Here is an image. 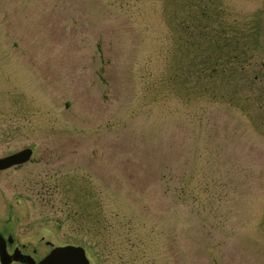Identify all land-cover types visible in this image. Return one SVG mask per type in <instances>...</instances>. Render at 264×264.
<instances>
[{
	"label": "rangeland",
	"instance_id": "1",
	"mask_svg": "<svg viewBox=\"0 0 264 264\" xmlns=\"http://www.w3.org/2000/svg\"><path fill=\"white\" fill-rule=\"evenodd\" d=\"M25 148L13 255L264 264V0H0V157Z\"/></svg>",
	"mask_w": 264,
	"mask_h": 264
},
{
	"label": "water",
	"instance_id": "2",
	"mask_svg": "<svg viewBox=\"0 0 264 264\" xmlns=\"http://www.w3.org/2000/svg\"><path fill=\"white\" fill-rule=\"evenodd\" d=\"M32 154L30 149L16 152L14 155L0 159V170L8 168L14 164H19L27 161ZM82 247L66 246L56 248L49 256L39 264H89L86 254ZM0 258L2 264H10L13 260L35 264L28 256H22L21 252L17 251L11 256L7 252L6 241L0 236Z\"/></svg>",
	"mask_w": 264,
	"mask_h": 264
},
{
	"label": "trees",
	"instance_id": "3",
	"mask_svg": "<svg viewBox=\"0 0 264 264\" xmlns=\"http://www.w3.org/2000/svg\"><path fill=\"white\" fill-rule=\"evenodd\" d=\"M208 69H210V64H209V61L207 60L206 66H202V69L200 70V72H204L205 74L206 72L209 71Z\"/></svg>",
	"mask_w": 264,
	"mask_h": 264
}]
</instances>
